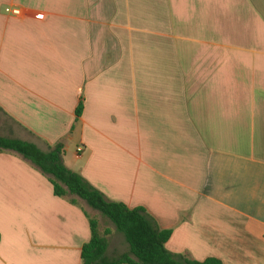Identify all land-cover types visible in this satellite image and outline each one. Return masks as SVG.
I'll return each instance as SVG.
<instances>
[{
    "label": "crops",
    "instance_id": "obj_1",
    "mask_svg": "<svg viewBox=\"0 0 264 264\" xmlns=\"http://www.w3.org/2000/svg\"><path fill=\"white\" fill-rule=\"evenodd\" d=\"M0 134L63 144L173 254L264 264V0H0ZM86 214L0 153V264H82Z\"/></svg>",
    "mask_w": 264,
    "mask_h": 264
},
{
    "label": "trees",
    "instance_id": "obj_2",
    "mask_svg": "<svg viewBox=\"0 0 264 264\" xmlns=\"http://www.w3.org/2000/svg\"><path fill=\"white\" fill-rule=\"evenodd\" d=\"M2 152L21 155L49 178L57 197L68 198L74 205H78L79 200L85 202L92 210L108 219L116 231L124 236L129 251L109 258L107 252L113 230L106 228L101 231L99 221L86 214L92 237L82 249V264H223L215 258L198 262L169 252L166 244L172 232L159 229L145 209H130L124 203L108 200L80 174L70 170L64 162L63 144L44 152L33 143L0 134Z\"/></svg>",
    "mask_w": 264,
    "mask_h": 264
},
{
    "label": "rangeland",
    "instance_id": "obj_3",
    "mask_svg": "<svg viewBox=\"0 0 264 264\" xmlns=\"http://www.w3.org/2000/svg\"><path fill=\"white\" fill-rule=\"evenodd\" d=\"M98 217L101 218V223H100V229L101 231H104L106 228L108 227H112V224L109 222L108 219H106L105 217H103L100 213L96 212ZM115 229V228H114ZM116 233H119V232H116Z\"/></svg>",
    "mask_w": 264,
    "mask_h": 264
},
{
    "label": "built area",
    "instance_id": "obj_4",
    "mask_svg": "<svg viewBox=\"0 0 264 264\" xmlns=\"http://www.w3.org/2000/svg\"><path fill=\"white\" fill-rule=\"evenodd\" d=\"M6 13L9 15H13L15 17H21L22 16V11L18 8H13V7H8L6 9Z\"/></svg>",
    "mask_w": 264,
    "mask_h": 264
}]
</instances>
